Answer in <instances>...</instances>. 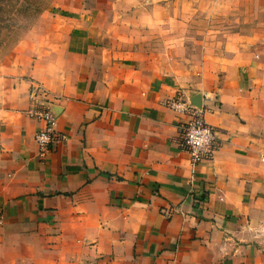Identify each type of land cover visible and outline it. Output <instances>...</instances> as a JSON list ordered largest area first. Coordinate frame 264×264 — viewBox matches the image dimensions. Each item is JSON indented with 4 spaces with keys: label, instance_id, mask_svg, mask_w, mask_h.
<instances>
[{
    "label": "crops",
    "instance_id": "obj_1",
    "mask_svg": "<svg viewBox=\"0 0 264 264\" xmlns=\"http://www.w3.org/2000/svg\"><path fill=\"white\" fill-rule=\"evenodd\" d=\"M77 30L70 40L84 46L68 49L57 79L46 77L55 116L47 151L34 141L39 117L0 113V197L30 196L53 220L77 218L133 264H264L258 30L252 50L199 46L196 61L95 47V29ZM175 98L198 104L220 132L208 163L192 166L178 148L179 115L166 105Z\"/></svg>",
    "mask_w": 264,
    "mask_h": 264
},
{
    "label": "rangeland",
    "instance_id": "obj_2",
    "mask_svg": "<svg viewBox=\"0 0 264 264\" xmlns=\"http://www.w3.org/2000/svg\"><path fill=\"white\" fill-rule=\"evenodd\" d=\"M254 1L0 0V113L38 117L48 110L46 77L57 79L69 50L84 46L70 40L81 36L78 28L95 29V47L137 49L168 61L198 59L199 46L237 55L250 48L256 30L264 43V0L260 9ZM96 238L75 217L57 221L36 210L30 196L0 197V264H133Z\"/></svg>",
    "mask_w": 264,
    "mask_h": 264
},
{
    "label": "built area",
    "instance_id": "obj_3",
    "mask_svg": "<svg viewBox=\"0 0 264 264\" xmlns=\"http://www.w3.org/2000/svg\"><path fill=\"white\" fill-rule=\"evenodd\" d=\"M168 108L178 113V148L185 153L192 166L208 163L220 146V132L205 122L203 112L194 103L178 98L168 101ZM44 123L42 131L36 133L34 141L40 154L47 151L54 141L55 116L49 111L37 114Z\"/></svg>",
    "mask_w": 264,
    "mask_h": 264
},
{
    "label": "water",
    "instance_id": "obj_4",
    "mask_svg": "<svg viewBox=\"0 0 264 264\" xmlns=\"http://www.w3.org/2000/svg\"><path fill=\"white\" fill-rule=\"evenodd\" d=\"M196 106H198V104L194 103Z\"/></svg>",
    "mask_w": 264,
    "mask_h": 264
}]
</instances>
